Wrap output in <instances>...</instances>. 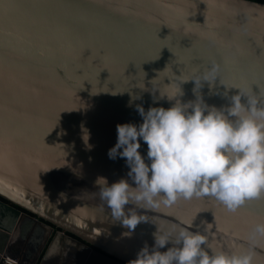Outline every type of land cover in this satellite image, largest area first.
I'll use <instances>...</instances> for the list:
<instances>
[{"label":"water","instance_id":"water-1","mask_svg":"<svg viewBox=\"0 0 264 264\" xmlns=\"http://www.w3.org/2000/svg\"><path fill=\"white\" fill-rule=\"evenodd\" d=\"M202 74L219 75L202 81L206 104L241 89L264 107L263 2L0 0V264H134L193 219L217 250L264 264V238L252 239L264 197L235 212L211 197L129 204L146 219L129 229L99 195V177L135 186L108 155L117 125L142 122L137 105L170 107L159 89L195 101L189 79ZM139 151L147 159L142 140Z\"/></svg>","mask_w":264,"mask_h":264},{"label":"clouds","instance_id":"clouds-1","mask_svg":"<svg viewBox=\"0 0 264 264\" xmlns=\"http://www.w3.org/2000/svg\"><path fill=\"white\" fill-rule=\"evenodd\" d=\"M217 76L189 79L195 81L197 99L187 103L180 99L182 88L173 95L161 94L159 89L161 97L175 101L170 107L145 110L137 105L142 122L117 125V141L108 155L125 158L135 186L124 178L109 184L105 177L96 184L112 217L129 229L146 220L126 211L129 204L170 207L180 199L211 197L235 212L247 201L264 197V107L239 88L229 105L206 104L198 90L202 81L213 82ZM245 95L247 103L242 102ZM141 140L147 144V159L139 151ZM193 220L174 238L156 235L153 250L142 248L134 264H253L250 251L217 250L206 230L190 231ZM257 237L264 238V223L255 225L253 241ZM170 239L173 246L161 252Z\"/></svg>","mask_w":264,"mask_h":264},{"label":"flooded vegetation","instance_id":"flooded-vegetation-1","mask_svg":"<svg viewBox=\"0 0 264 264\" xmlns=\"http://www.w3.org/2000/svg\"><path fill=\"white\" fill-rule=\"evenodd\" d=\"M56 231H57V228L53 227V230H52V233H51V237H53V235L55 234ZM61 258L64 259L63 256ZM53 264H57V263H53Z\"/></svg>","mask_w":264,"mask_h":264},{"label":"trees","instance_id":"trees-1","mask_svg":"<svg viewBox=\"0 0 264 264\" xmlns=\"http://www.w3.org/2000/svg\"><path fill=\"white\" fill-rule=\"evenodd\" d=\"M254 1H259V2H263L264 3V0H254Z\"/></svg>","mask_w":264,"mask_h":264}]
</instances>
